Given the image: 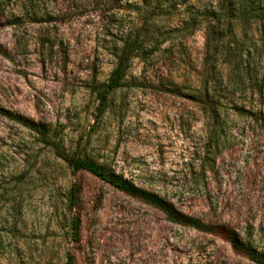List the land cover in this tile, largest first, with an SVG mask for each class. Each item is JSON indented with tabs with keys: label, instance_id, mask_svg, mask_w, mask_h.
<instances>
[{
	"label": "rangeland",
	"instance_id": "rangeland-1",
	"mask_svg": "<svg viewBox=\"0 0 264 264\" xmlns=\"http://www.w3.org/2000/svg\"><path fill=\"white\" fill-rule=\"evenodd\" d=\"M177 1L175 22L206 0ZM2 4L0 264H66L67 254L72 264H255L250 254L264 256L262 71L237 84L225 44L212 42L216 66L205 73L204 31L172 34L131 61L99 113L97 88L145 1L44 0L37 17L23 0ZM5 114L43 124L46 141ZM55 148L215 231L167 222L158 208L73 172ZM72 185L78 200L69 210ZM71 216L80 220L75 241Z\"/></svg>",
	"mask_w": 264,
	"mask_h": 264
},
{
	"label": "trees",
	"instance_id": "trees-1",
	"mask_svg": "<svg viewBox=\"0 0 264 264\" xmlns=\"http://www.w3.org/2000/svg\"><path fill=\"white\" fill-rule=\"evenodd\" d=\"M2 1L6 0H0V7L3 5ZM144 1L143 11H137L139 12L137 23L128 28L123 35L120 47L114 53L115 63L108 80L97 88L99 113H102L108 95L124 85L123 80L131 61L135 58L147 59L161 43L173 41L172 34L180 32L192 34L199 30L204 31L203 71L205 73L210 74L216 66L213 58L217 48H212V42L225 44L222 47V52L226 55L225 66L228 76L232 77L237 84L244 79L255 77L258 71L264 73V0H215L214 2L206 0L195 6L193 13L186 14V18L177 22L173 19L178 8L177 0ZM42 2L44 0H23L21 7L30 11L33 17H37L42 12ZM5 115L46 141L48 133L43 124L20 116ZM55 153L73 172L85 171L113 189L158 208L165 214V219L169 223L194 228L200 232L215 231L209 225L177 213L164 201L135 188L121 176L110 173L93 162L82 159L76 154L62 152L57 148ZM77 200L78 188L72 185L67 198L69 210L76 206ZM79 228V218L71 216L69 232L73 241L78 239ZM249 259L255 264H264V256L250 254ZM66 264H72L69 254L66 256Z\"/></svg>",
	"mask_w": 264,
	"mask_h": 264
}]
</instances>
